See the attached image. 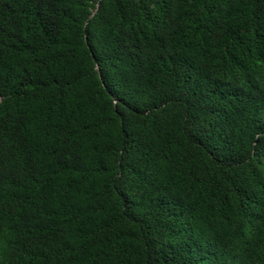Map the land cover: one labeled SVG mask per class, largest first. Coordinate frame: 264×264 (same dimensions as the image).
<instances>
[{"label": "trees", "instance_id": "16d2710c", "mask_svg": "<svg viewBox=\"0 0 264 264\" xmlns=\"http://www.w3.org/2000/svg\"><path fill=\"white\" fill-rule=\"evenodd\" d=\"M0 264H264V0H0Z\"/></svg>", "mask_w": 264, "mask_h": 264}]
</instances>
